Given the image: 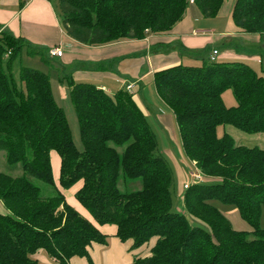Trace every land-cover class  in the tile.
Wrapping results in <instances>:
<instances>
[{"label":"trees","instance_id":"16d2710c","mask_svg":"<svg viewBox=\"0 0 264 264\" xmlns=\"http://www.w3.org/2000/svg\"><path fill=\"white\" fill-rule=\"evenodd\" d=\"M225 0H193L204 18H215ZM189 0H57L65 35L86 47L143 40L168 32ZM234 25L264 35V0H235ZM21 38L0 33V152L20 176L0 172V264H40L45 253L57 264L82 258L93 264L92 245L106 246L97 226H114L129 250L150 248L131 264H264V150L237 146L219 126L264 136V78L242 62L203 61L154 71L158 98L174 116L184 157L202 181L183 189L187 216L172 211V172L158 152L155 134L132 94L109 95L94 85L62 78L79 127L82 146L72 142L49 76L20 67L11 73ZM158 47H153L156 51ZM46 61L41 51L31 53ZM48 55V52H45ZM48 57H50L48 55ZM230 90L236 106L226 108ZM50 152L60 160L57 183ZM139 181L124 191L119 183ZM80 185L75 201L92 223L65 200L62 191ZM212 201L232 205L250 226L234 230Z\"/></svg>","mask_w":264,"mask_h":264},{"label":"crops","instance_id":"0c3cea01","mask_svg":"<svg viewBox=\"0 0 264 264\" xmlns=\"http://www.w3.org/2000/svg\"><path fill=\"white\" fill-rule=\"evenodd\" d=\"M56 1L0 0V33L21 38L26 43L23 48L29 55L39 51L43 53L44 66L49 71L46 74L52 77L50 84L51 79L56 83L59 97L65 98L68 93L65 83H61L64 77L74 82L92 84L111 96L126 85H132L131 94L135 103L154 132L156 141V133L162 138V152L171 157L175 167L178 165V179L183 184L187 175L181 166L184 161L181 162L183 152L177 126L173 114L156 94L153 73L176 64L197 67L209 59L213 50L217 51L216 60L219 59V62L247 59L238 56L232 49L240 41L249 42L253 37L256 40L257 35L244 34L234 25L231 10L235 0H225L215 18L202 17L199 10L189 3L182 19L166 33L148 34L143 40L94 48L80 45L65 35L54 7ZM155 46L158 48L152 51ZM54 47H60V57L45 55ZM238 49L246 52L243 46H238ZM250 59L254 61L258 57ZM177 150L180 156L178 160V155H172ZM50 164L51 168L53 165L57 168L58 181L60 160L55 152H50ZM53 178L56 180L55 176ZM69 190L62 191L66 202L78 213L82 212L72 204L77 190L66 193ZM0 213H5L1 202ZM89 221L94 223L91 219ZM96 227L111 239L112 247L107 248L108 242L106 246L92 245L89 255L93 264H131L134 259L149 255V247L130 251L129 243L122 244L115 237L114 226ZM35 258L45 262L41 252ZM70 264L87 262L82 258H72Z\"/></svg>","mask_w":264,"mask_h":264},{"label":"rangeland","instance_id":"374dc122","mask_svg":"<svg viewBox=\"0 0 264 264\" xmlns=\"http://www.w3.org/2000/svg\"><path fill=\"white\" fill-rule=\"evenodd\" d=\"M230 1V0H227ZM234 1V0H233ZM257 39L254 40H250L249 42H245V41H240L239 43H237L236 45H234L233 47V52L238 54V56H244L247 59H244V61H241L243 63H245L246 65H248L251 69L255 70L257 73H259L260 75L263 76L264 78V35H257L256 36ZM236 46V47H235ZM238 46H243L246 49V52H242L241 50L238 49ZM248 47V48H246ZM224 50V49H223ZM208 53V52H207ZM207 53H205V56L207 55ZM210 56V55H209ZM251 57H258L257 60H251ZM206 59V57H205ZM220 60H216L215 62H219ZM235 62H240L238 60H235ZM200 66V65H199ZM20 67H25V68H30V69H34V70H38L44 73L49 72L45 66L44 63L42 61V58L40 56L37 55H29L27 54V50L25 48H23L20 53H18L12 63V70L11 73L14 77H16V74L19 70ZM52 76V75H51ZM52 78V77H50ZM51 85H52V91H53V97L54 100L56 102V104L63 110L64 112V116L66 118V121L68 123V127L70 130V134H71V138H72V142L75 146V148L77 150H81L82 146L80 143V139H79V127H78V123L73 111V107L72 104L69 100L68 95H66L65 98L59 97L58 92H57V88H56V83L53 82V80L51 79ZM222 100L224 103V106L226 108L229 107H234L236 106V102L235 99L231 93L230 90L226 91L223 93L222 95ZM217 136L221 137L223 134H227L229 136H231L235 142V144L237 146H245L248 148H260L264 150V136L261 134H255V135H248V134H244L230 126H219L217 128ZM157 143H158V152L161 154V156L166 160L167 166L170 169V171L172 172V177H173V186L171 189V195H172V211L175 213H179V214H184L187 216L188 220L190 221L191 224H193V220L192 218H190L186 211L184 210L183 207V201L180 198L181 197V193L183 192V184L187 181L189 183L192 182L191 180V174L196 172L195 174H198V171H195L194 169V165H191L189 163V161H187V159L184 157L183 153V157L181 159V162L184 161V165H181L187 175L186 181L182 184V182L179 181L178 179V173H177V167H175V165L173 164V162L171 161V157L165 153L162 152L163 147H162V138L160 139L159 133L157 134ZM165 142L167 143V140H165ZM180 153V152H179ZM173 156L178 155V150L173 151L172 153ZM180 158V156H177V160ZM176 160V158H175ZM52 173L53 176H55L57 181V168L55 167V165L52 166ZM0 172L10 175V176H20L22 174L20 166H10L5 162L4 159V155L2 152H0ZM189 174V175H188ZM127 187L123 186V183H119V189L124 192V191H134V190H139L140 189V183L139 181H135V182H126ZM79 185H75L73 186L71 189L72 190H77ZM189 186V185H188ZM72 190L67 191L66 193L70 194V192ZM75 207H78V209L82 212H80L79 214L81 216H83L86 219L90 220L89 215L85 212V210L79 206L75 201L74 203H72ZM212 204L216 207V209L226 218V220L229 222V224L231 225V227L236 230V231H250L251 228L250 226L240 217V215L238 214V212L236 211L235 207L232 205H225L222 204L220 202L217 201H212ZM76 210V209H75ZM260 226H264V216H262L260 218ZM107 242H108V247H112L111 244V239L107 238ZM41 255L44 257L45 262H42L40 260H38V262L40 264H57L55 263L53 260L47 258V256L45 255V253H41Z\"/></svg>","mask_w":264,"mask_h":264},{"label":"built area","instance_id":"2783aa9c","mask_svg":"<svg viewBox=\"0 0 264 264\" xmlns=\"http://www.w3.org/2000/svg\"><path fill=\"white\" fill-rule=\"evenodd\" d=\"M189 3L192 4L193 0H189ZM48 55L50 57H60L62 55V51H61L60 47H54V48L48 50ZM216 56H217V51L213 50L209 56V61L215 62ZM124 89L128 93L131 94L132 85H130V84L126 85ZM191 165H193V164H191ZM195 171H197V170L195 169ZM195 173L196 172L192 173L190 176L192 182L191 183L188 182V183L184 184V186H183L184 189H187L192 184H197V183H200L202 181L203 178H202L201 174L199 172H198V174H195Z\"/></svg>","mask_w":264,"mask_h":264}]
</instances>
